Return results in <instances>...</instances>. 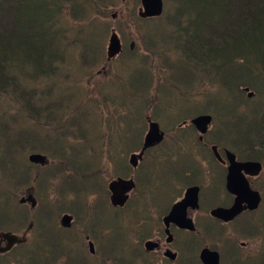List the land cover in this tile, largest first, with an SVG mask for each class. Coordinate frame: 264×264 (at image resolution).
Returning <instances> with one entry per match:
<instances>
[{"label":"trees","instance_id":"obj_1","mask_svg":"<svg viewBox=\"0 0 264 264\" xmlns=\"http://www.w3.org/2000/svg\"><path fill=\"white\" fill-rule=\"evenodd\" d=\"M114 1L67 0L66 2H70V6L67 7L70 11L69 21L71 24H69L66 19L60 18L65 15V10L60 9V0H0V183L4 188H10L20 196L24 195L28 188L33 187L35 196L41 201H46L45 191L52 187L53 196L62 200L66 199L69 205L77 208V199L81 203L83 202V193H79L72 187L74 183L81 181L86 185L83 175L77 174V166L82 170L90 169L92 167L90 164L93 165L94 159L89 156L93 160L92 162L85 155L76 153L77 149L74 151L73 149L65 151L58 149L56 151L54 149L56 143L51 140L44 142V146L29 148L27 141L32 136L29 127L32 123L37 128H43L46 125L43 120L44 114L48 115L51 120L56 119L57 117L52 119V116H56L52 106L56 105L64 109L59 110L58 113L69 117V126L66 128L67 134L65 135L67 146L70 139L68 134H71L81 144L80 147L75 148H83L89 140L93 143V139L88 137L84 131L82 122L76 118V114H78L75 113L76 109L78 110L80 107L76 105L70 108L67 92H71L73 89L81 93L85 92L82 93V98L86 104L95 101L97 105H94L92 111L95 118L107 96H102L100 101L86 96L89 89H92L90 86L96 83V79L88 78L87 73L90 68L88 65V67L82 65L83 69L81 72L79 70L77 77L71 75L75 67V59L73 60L69 54L71 49L77 52L79 50L94 52L92 61L96 64L104 57L103 46L106 43H104L103 36L105 32L109 33L113 25L110 22V10L114 7ZM176 7H179V17L174 22L172 21V28L168 36L169 38L173 35L179 36L180 43L177 46L173 44L174 46L168 49L157 46L159 50L171 56L178 53L179 59L185 61V67L179 65L177 60L171 66L174 78L169 79L170 75H168L165 80H160L161 73L159 72L152 75L153 73L147 68L150 60L146 57H143V67H140L141 60L136 57L135 53L129 51L125 44L123 52L116 59L108 62L112 65L118 58L124 59V55L128 57L122 68L126 72V77L123 78L119 66L114 75L117 81L111 77L112 72H108V88L100 86L99 89L101 92H104V89L108 92V149L112 147L109 140L114 132L118 133L120 143L125 139H129L131 142L135 141L136 145L129 147L134 149V152L141 149L144 139L142 129L145 122L147 123V119L150 118L148 113H144L143 110L145 107L148 110L152 107L149 105L151 97L148 94L150 78L156 77L154 84H159L157 89H160V85L167 88L173 81L180 82V85L184 87L189 82L196 83L201 89L202 86L207 87L208 94L204 98L206 101L214 97L213 90H216L214 84L219 82L223 89L222 92H219L220 96L216 97L219 101L206 102V107L202 109V113L212 114L219 126V131L213 129L208 131L207 135L212 136V140L206 142L205 146L216 145L219 148L228 149L240 161L264 162V0H171V2L166 0L165 11L161 17L144 19L142 22L164 23L168 20V13H171ZM52 14L54 17L58 16L56 26L52 23ZM90 14H97L96 18L101 19L103 23L79 27L78 22L89 19ZM3 19L6 20L4 23ZM152 32L142 33V38L154 41ZM74 37L77 41L73 40ZM68 39L70 40L69 44L65 43L67 50L61 49L58 54H55L57 44L64 43ZM180 44H184L181 49ZM146 49L154 51L152 48ZM197 52H200V55ZM77 59L82 62V54ZM128 63H132L133 67L128 68L126 66ZM138 64L139 67H136ZM193 64L200 68L201 74H205L207 69L215 68L213 73L219 78V81L211 74L209 83H198L196 77L198 73L196 68L192 67ZM176 66L180 69H177ZM63 69H65V73L67 71V75L63 74ZM151 75L152 77H150ZM118 82L123 84L122 90L129 84L131 89H134L141 97H132L133 101H144L138 113L132 104L125 103L118 95L116 91L117 86L120 85L117 84ZM85 83L90 84L86 85L84 89L78 87V84ZM104 83H106L105 80L101 84ZM143 85H145L144 89ZM160 92L164 94L162 90ZM249 93H252L251 97L248 96ZM55 94L58 96H54ZM64 96L65 99H63ZM116 98L130 109L129 119L124 121L126 125H130L127 135L120 130L121 121L115 110ZM61 99H63L62 103ZM220 113L224 114L226 120ZM257 115L260 117L257 118ZM151 116L157 117V106L152 108ZM51 123V129H54L55 122ZM76 128H79L80 133L72 134L71 132H75ZM135 129H137V135L130 137L131 130ZM232 130L239 135L241 140H235L236 136H232V139L235 140H233L234 143L224 140L223 135L226 136ZM40 138L36 137L35 140ZM96 138L100 140L98 135ZM163 146L165 147L166 144L163 143ZM33 153L48 156L49 169L44 173L41 172L44 169H37L29 162L28 157ZM87 153L90 155V152ZM151 154L152 151L148 150L144 157ZM157 156L158 153H154L150 160L156 163ZM159 157L166 158V165L176 162L177 164L184 163L183 158L170 160L171 157L165 152L160 153ZM190 162L188 160V163ZM85 167L87 168L83 169ZM42 174H45V178L40 180L39 176ZM51 178L56 179L57 182L50 183ZM253 181L257 184L256 182L260 180L256 178ZM260 182V184L254 185V188L262 195L260 207L254 212L242 213L233 222L234 225H239L238 230L241 231L236 232L237 236L253 237L257 248L253 254L246 253L245 249H239L245 262L238 261L234 264H264V226L259 220L260 217L264 218L262 216L264 215V179L263 182ZM2 186L0 189H4ZM0 197L2 198L1 194ZM19 199L20 197L16 196L13 201H10L16 215L20 211L23 213L28 211L26 205L21 204ZM51 204L56 207V210L53 209L54 211H65L64 206ZM29 210L34 209L29 207ZM4 219V214L0 213V232H20L21 229L24 227L28 229L29 226V230L35 232L42 230L35 223L32 224V221L28 225L22 223L18 229H15V227L7 225ZM24 219L27 221V218ZM219 224L221 223L215 221L214 225L218 228ZM227 227L228 225H223L222 229ZM40 237L46 238L48 235L41 232ZM238 239L240 238L233 236L235 242ZM21 246L28 247L26 244H21ZM23 248H20L19 251ZM36 249L38 254H42L46 264H49L51 259L49 253H54V256L60 255L59 252L55 253L54 245L48 249L45 246V240L41 238ZM239 250L235 251L236 256H238ZM4 255L8 256L9 253ZM258 256H260L259 260L255 261ZM178 260L180 264H195L192 257H188V253L185 256L180 255ZM221 264L232 263L227 262L224 258Z\"/></svg>","mask_w":264,"mask_h":264},{"label":"rangeland","instance_id":"obj_2","mask_svg":"<svg viewBox=\"0 0 264 264\" xmlns=\"http://www.w3.org/2000/svg\"><path fill=\"white\" fill-rule=\"evenodd\" d=\"M66 1L67 0H60V9L65 10V15L61 16L60 18L66 19L69 24H71L69 21L70 11L67 8L70 6V2ZM168 1L171 2V0ZM163 2L164 7H166V0H163ZM139 7V0H115L114 7H112L110 10V14L114 15L112 16L114 20H112L113 27L116 29L121 42H124L127 48L130 42H134V47L131 52L135 53L136 57L141 60L140 67H143V57H146L150 60L149 67L147 68L153 73L152 75H155L157 72H159L161 73L160 80H165L168 75H170L169 79H172L175 76L172 75L173 70L171 71V66L175 64V60H177L176 62L179 61V65L183 67L186 66V63L185 61L180 60L181 58L179 59L178 53H176L174 56H171L166 52L159 50L157 46L163 49H168L169 47L174 45L177 46V44L180 43L181 39L179 36L173 35L170 38L168 36L169 31L172 28V21L174 22L179 17V7H176V9H174L171 13L169 12L168 20L160 24L149 21L142 22L138 20ZM97 16V14H90L89 19H84V21L81 20L82 22H78L77 25L79 27H82L88 24L103 23L101 19L96 18ZM56 18H58V16L54 17L52 14V23L55 26L57 24ZM4 20L5 19L2 20L3 23ZM143 28L145 32L153 31L152 40L154 41H151V39L150 41L144 40L142 38V33H145L143 31ZM103 37L104 43L107 44L109 37L108 31L105 32ZM73 40L77 41L75 37L73 38ZM69 42V39L64 43L59 42V44H57L55 48V54H58L61 49L67 50V46L65 45V43L69 44ZM106 44L105 46H103L104 49L106 48ZM179 46L181 49L184 44H180ZM146 48H152L154 49V51L152 52ZM81 54L83 57L82 62L77 59V57ZM93 54L94 52L90 53L83 50H79L77 52L76 50L71 49L69 55L73 60L75 59V67L73 68V73L71 75L77 77L79 70L81 72L83 69L82 65H88L90 66L87 73L88 78L96 79V83L90 86L92 89H89L86 96H90L91 99L97 101L102 100V96H107V98H105L104 102L101 104V109H99L96 114L97 117L95 118L92 114L94 105H97V103L95 101H91L86 104L85 100L82 98V93L85 92L81 93L80 91L78 92L77 90L73 89L71 92H67L68 94L65 93L69 96L70 108L76 105L80 107L78 110L76 109L75 112L78 113L76 114L77 117L75 115L74 116L82 122L84 131L86 132L88 137L93 139V143H91L89 140L83 148H75L80 147L81 144L78 143V141L71 134H68L70 139L67 146V139L65 138V135L67 134L66 128L69 126V117L64 114L58 113L60 112L59 110L64 109L59 108L56 105L52 106L53 111L56 112V116H52V119L55 117L57 118L51 120L48 115L44 114L43 120L45 121L46 125L43 128H37L36 126H34V124L31 123L29 131L32 133V136L27 141V143H29V148L44 146V142L49 140L55 141L56 147L54 149L56 151L58 149L60 151L70 149H73L74 151L77 149L76 153L85 155L92 162L93 160H91L89 156L94 159L93 165L92 163L90 164L92 166L90 169L82 170L77 166V174L83 175L84 180L86 179V185L83 183V181H81L78 183H74V185L72 186L79 193H83V202L81 203V201L77 199L76 203L79 210L77 209L76 212H74L68 209L55 214L53 209L56 210V207L53 206L51 202L55 203L57 206H67L68 201L66 199L62 200L54 197L52 187L48 188L47 190L46 187H44V190H46V201H41L37 198L38 203L36 205L37 207H34L35 211H30L29 204H25L26 208H28L27 213H23L22 211H20V213L16 215L14 208L12 207L13 205L10 201H13L16 196L22 198V196L24 197L25 195L19 196L14 190L10 188H4L0 183V186L4 188L0 189V194L2 195V198L0 197V213L4 214L5 223L12 228L15 227V229H18V226L20 224L23 223L28 225V223L32 221V224L35 223L36 226H39L42 229L36 232L33 230H29L26 233L25 243L26 246H29L34 242H39L41 238L42 240H45L46 243H49L50 246L54 245V247H57L55 253L59 252L60 255L58 256H54V253L51 254L47 251L51 257L49 264H141L140 258L147 256L143 251L144 242L154 241V235H158L159 232H156L158 231V229L162 228V224L160 223V216L165 211L167 212L171 207V203L173 201L170 200L175 197L177 200L187 186L186 182L181 185V182H178L179 180L170 177L172 171L176 166L175 164L166 165V158L159 157V154L165 152L171 157L170 160H178L182 157H186L189 162L190 160H192V162L189 163L190 165L188 167L186 165H182L181 168L184 169L181 172L177 171L178 174H176L175 169L174 177L182 178L181 173L185 172V170H187V172L191 176L193 173L200 170L201 174L198 177L194 178V182L199 185L203 184L206 191L210 188L217 187V184L213 182V177H215L216 175L217 161L215 160L210 147L205 146L206 142L212 140V136L207 135L205 137L207 141L204 140L203 142H199L197 139L199 133L189 125L192 118H195L200 114H208L212 116L210 129L219 131L218 123H216L213 115L209 113H202V109L206 107V102L214 103L219 101V99L216 97H219V92H222L223 90L221 87L222 84H220L219 82L214 84L216 88V90H213L214 97L207 99L206 101V99L204 98L208 94L207 87L202 86L201 89L199 85L193 82H189L188 85L184 87L183 85H180V82L177 83L173 81L167 88L163 85H160V89H157V86L159 84H154L156 77H152L151 75L150 77L152 78H150L149 81L150 91L148 94L149 97H151L149 105H151L152 107L149 110L145 107L143 111L144 113H148L149 117L152 120L160 124V128L162 127V129L164 130L165 138L159 146L149 150L152 151V154L149 156H145L141 161L140 166H138V168H136L134 172H131L132 168L128 165V157L131 153H134V149H130L129 147L136 145V142H131L129 139H125L124 142L121 141L120 143L118 140V133L114 132L112 133V138H110L109 140L112 147L108 149V92L106 89H104V92H101L99 90L100 86L108 88V72H112L111 77L115 81H117L114 75L116 73L117 67L119 68V66L121 67V74L123 78L126 77V72L123 71L122 68L125 66L128 57L124 55V59H121L120 57L116 60L115 63L110 65V63L107 62L104 53V57L100 59L96 64V62L92 61ZM197 54L200 55V52H197ZM132 63H128L126 66L128 68H132ZM189 65L191 66V64ZM193 65L192 67L196 68V71L198 73V75H196L198 83H209L210 76H212L211 74H213V77L219 81V78L216 77L213 73L215 68L207 69L205 74H201L200 68H198V66L196 65ZM136 67H139V64L136 65ZM177 69L180 68L177 67ZM64 70L65 69H63V74L67 75V71L65 73ZM85 71L87 70L85 69ZM104 80L106 83L101 84L104 82ZM89 84L90 83L78 84V87L84 89L85 86ZM117 84H120L116 88L118 95L122 97L125 103L132 104L134 110L136 111V113H138L144 101L132 100V97L138 96V93L134 91V89L132 90L129 84L128 86L123 87V90V84H121L120 82H118ZM142 88L144 89L145 85H143ZM160 90H162L164 94H162ZM54 96L58 95L55 94ZM138 97L141 98L140 96ZM63 99H65V96L63 97ZM63 99H61V103ZM115 101V110L118 112L119 120L121 121L120 130L123 134L127 135V132L130 130V125H126L124 121L129 119L130 109L127 105L123 104L120 99L116 98ZM154 102H156V104H154ZM84 104L86 105L84 106ZM155 106H157V117L153 118L151 116V110ZM220 115L225 119L223 113H220ZM258 117L260 116L257 115V118ZM51 122H55L54 129H51ZM74 131L75 132L71 133H80L79 128H76ZM136 131L137 129L131 130L130 137H135L137 135ZM142 131V137H144L147 131L146 122ZM56 132L61 134L59 135ZM174 133H178V135ZM97 135L99 136L100 140H97ZM232 136H236L235 140H241L239 135L236 134L233 130L226 136L223 135V138L228 142H232L234 140L232 139ZM36 137L41 138L39 140H35ZM234 141L232 143H234ZM163 143L166 144L165 147L163 146ZM61 145L63 146L61 147ZM38 150L40 151V149ZM87 152H90V155H88ZM154 153H158L156 163L150 160ZM39 155L44 156L41 153ZM46 157L48 158V156ZM145 159L146 161H144ZM262 163L264 166V162ZM144 164V172L140 173L137 177V172L143 167ZM34 166L37 169H44L43 171H41L42 173L49 169L48 164H34ZM86 168L87 167L83 169ZM205 169H208L212 173V176L207 180V182L206 179L207 177H209V175L207 176L204 174ZM130 175H132L134 178L136 188L131 192L127 204H125L123 208H115V206H111L109 203V192L107 190V184L116 177L127 178ZM39 177L40 180H43L45 178V174H42ZM258 179L263 182L264 169L263 173L259 176ZM260 181L256 183L260 184ZM49 182L53 184L57 181L56 179L51 178ZM257 184H255L254 181L252 182L253 187ZM8 196L11 200L8 198ZM39 198L43 199L42 196H40ZM168 204L169 206L167 207ZM206 205H208V203L205 201L203 207L205 208ZM119 210L123 211L119 212ZM136 210H141L146 213L149 212L151 213L152 218L147 220L146 214L137 215ZM81 213H83V215ZM64 214L72 216L71 227L64 226L63 228L60 226V223H62V220H60V218ZM262 216L264 217V215ZM24 218H27V221ZM259 220L264 226V218L260 217ZM143 227L152 228V233L144 232L142 230ZM235 228L236 227L234 226V224L228 226V229L232 231ZM26 230L27 227H24L20 230V232L18 231L14 233L18 234L19 236H23ZM41 232L47 233L48 237L39 238ZM137 232H139V235L144 234L145 237L143 239H139V243L142 242L141 246L138 248L139 251H133L132 254L133 249H129V247H127V244H131L133 242V239H135L136 242L138 241ZM200 232H202V229H199V233ZM238 232L241 231L238 230ZM204 233L206 232L203 231L199 235L198 242L200 244L217 246L220 249H224L225 244L223 240L216 241L212 239L211 241H205L203 237L211 238V236L204 235ZM127 234L129 238H127ZM233 236L242 239L239 241L240 244H246L244 247L245 251H247L246 253L253 254L256 251L257 244L256 242H254L253 237L245 238L242 236H237L235 231ZM58 238L61 239L60 242H57ZM162 238H164V234ZM89 242H92L94 245V254H91L88 249ZM20 248L23 247L21 245H17L16 247L11 249V252L8 256L0 255V264H21L22 258L23 260H25V264H46L44 262L42 254H38L34 245L23 248L21 249V251H19ZM173 250L178 252L179 256L181 255V252L183 255H186L187 251L189 252V247H187L186 251L184 248H182V246H179L177 243H175L173 246ZM230 255L231 257H238L236 256V252H231ZM148 256H152L156 260H158V258L153 254H149ZM188 257H191V252L188 253ZM259 258L260 256H258L255 261H258ZM192 259L195 264H200L198 259H196L193 254ZM170 263L171 262L167 261L165 264Z\"/></svg>","mask_w":264,"mask_h":264},{"label":"water","instance_id":"obj_3","mask_svg":"<svg viewBox=\"0 0 264 264\" xmlns=\"http://www.w3.org/2000/svg\"><path fill=\"white\" fill-rule=\"evenodd\" d=\"M142 9L139 15L143 18L159 16L162 12L161 0H141ZM133 47V43L130 46ZM121 51L120 40L115 34L109 39L107 47L108 58L115 57ZM210 115H199L191 120L192 125L201 133L205 134L208 126L211 124ZM163 139V132H161L155 123L150 124L149 131L146 134L143 142V148L138 154H132L130 156V163L133 167H136L139 160L142 159V155L145 149L153 147L160 143ZM212 151L218 159V153L216 147H212ZM227 161L229 162L228 172L226 175V189L229 193L235 196L232 205L229 208H215L210 211V215L221 219L225 222L234 219L237 215L244 211H252L258 208L261 201L259 193L252 190L246 175L257 176L262 167L259 162H238L235 156L229 151L225 152ZM29 160L32 163H38L44 165L46 157L39 154H32L29 156ZM134 187L131 180H125L118 178L113 180L109 184V190L111 192L110 201L115 207H123L127 201V193ZM198 187H189L186 189L183 199L174 204L166 217L163 219L164 225L168 228L170 224H174L180 229H186L192 231L194 224L191 218L187 217V210L198 209ZM21 203H30L35 205V200L32 195H28L26 199H21ZM71 217L64 215L62 218V225L69 226ZM170 239V238H169ZM168 239V240H169ZM5 241L6 246L1 247V243ZM22 240L17 235L12 233H0V252L8 251L14 244L21 243ZM90 251L93 253V245L90 243ZM154 245L152 243H146L147 249H152ZM174 257V256H172ZM218 253L211 252L208 249H203L200 252V260L203 264H218Z\"/></svg>","mask_w":264,"mask_h":264},{"label":"flooded vegetation","instance_id":"obj_4","mask_svg":"<svg viewBox=\"0 0 264 264\" xmlns=\"http://www.w3.org/2000/svg\"><path fill=\"white\" fill-rule=\"evenodd\" d=\"M204 140V138L203 137H199V141H201V140ZM202 140V141H203ZM220 162L221 163H219V162H217V167L219 168V170L217 171L221 176H223V181H224V187H225V178H226V175H227V172H228V167H229V162H227L226 160H224V156H223V154L222 153H220ZM138 166H140L139 164H138ZM138 166L136 167V168H138ZM144 166H145V164L143 165V167L141 168V169H139V171L137 172V177H138V175L140 174V173H142V172H144ZM221 166V167H220ZM135 170V169H134ZM133 170V171H134ZM208 173H210V175H212V173L211 172H208ZM219 176V175H218ZM200 188V187H199ZM211 193H209V195H215L216 194V192L213 190V191H210ZM229 194V193H228ZM230 195V194H229ZM200 197H201V188H200V190H199V199H200ZM139 214H146V219H149V218H152V216H151V213H146V212H144V211H140L139 212ZM193 216L195 217V216H197V213H193ZM159 228V227H158ZM151 229L152 228H142V230L144 231V232H146V231H149V232H151ZM161 229H162V231H161ZM171 229V230H170ZM169 230H170V233H171V236H167L166 237V235H165V229H164V227L163 228H160V229H158V231L156 232V233H158L159 232V234L157 235V234H155L154 236H155V238L153 239L154 241L152 242L153 244H155V247H154V249L152 250V249H146V245H145V242H144V244H143V247H144V253L147 255V256H145V257H141L140 258V260H141V264H165L167 261H169V262H171L170 264H175L176 263V260H177V257H176V259L174 260V261H170V260H168V258H172V255L170 254V252H169V250H171V251H173V252H175V254L177 255L178 253L176 252V251H174L173 250V246H174V244H175V241H176V234L177 233H181V232H186V230H181V229H179V228H177L176 226H171L170 228H169ZM161 231V232H160ZM162 233H164V238H162ZM127 238H129V236H128V234H127ZM137 238L138 239H140V238H142V235H139V232H137ZM170 238V239H169ZM165 239H166V241H165ZM169 239V240H168ZM133 240H135V239H133ZM61 241V239L60 238H58L57 239V242H60ZM146 241V240H145ZM171 242V243H170ZM142 243V242H141ZM141 243H136V244H134V245H131L130 247H129V249H133L132 250V254H133V251H139V247L141 246ZM39 244V243H38ZM37 244V245H38ZM45 246L49 249V247H50V244L49 243H46V241H45ZM54 249L56 250L57 249V247H54ZM88 249H89V251H90V248H89V245H88ZM169 249V250H168ZM153 254L154 256H156L157 258H158V260H156L154 257H152V256H148L149 254Z\"/></svg>","mask_w":264,"mask_h":264}]
</instances>
